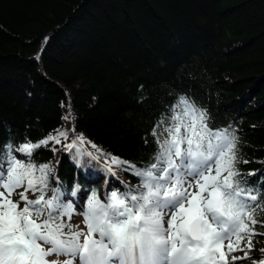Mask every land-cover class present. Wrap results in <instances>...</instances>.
<instances>
[{"label":"trees","instance_id":"16d2710c","mask_svg":"<svg viewBox=\"0 0 264 264\" xmlns=\"http://www.w3.org/2000/svg\"><path fill=\"white\" fill-rule=\"evenodd\" d=\"M181 96L235 134L239 179L264 197V0H0V148L69 132L56 151L33 152L37 167L53 169L46 198L58 187L66 202L79 189L86 209L93 193L106 203L99 188L113 173L141 187L111 157L152 163V129ZM80 135L77 155L64 145ZM254 218L245 217L256 233L248 258L258 264L264 209Z\"/></svg>","mask_w":264,"mask_h":264},{"label":"snow or ice","instance_id":"6c2138e0","mask_svg":"<svg viewBox=\"0 0 264 264\" xmlns=\"http://www.w3.org/2000/svg\"><path fill=\"white\" fill-rule=\"evenodd\" d=\"M170 113L152 129L158 151L146 168L111 157L112 165L124 166L140 177L141 187L123 193L111 190L106 203L93 193L84 213L86 234H73L70 224L64 232L62 218L71 219L74 202L62 200L58 187L46 198L53 169L47 163L37 167L32 160L34 150L50 143L56 151L55 145L66 141L69 132L57 130L37 143L16 146L9 140L4 144L0 148V264H58L48 261L49 256L71 257L64 264H229V256L234 264L247 259L256 233L245 217L251 225L257 223L254 214L264 209V203L257 202L264 197L239 179L235 134L228 128L210 127L206 111L184 96ZM72 115L69 111L63 119ZM77 141L82 144L85 138L77 136L64 147L71 151ZM92 147L96 153H87L92 159L103 155L96 145ZM82 154L77 147V155ZM89 175L82 173L85 181ZM30 193L34 198H29ZM244 239L248 243L242 247ZM237 251L243 256L232 255Z\"/></svg>","mask_w":264,"mask_h":264},{"label":"rangeland","instance_id":"374dc122","mask_svg":"<svg viewBox=\"0 0 264 264\" xmlns=\"http://www.w3.org/2000/svg\"><path fill=\"white\" fill-rule=\"evenodd\" d=\"M17 155H20L19 153H17ZM112 177V182H108V180H104L99 188V192H100V195L101 197H105V195L103 194V191L104 190H108V193L111 192V190H119L120 191H129L130 189H134V188H138L137 186H128L122 182H120V180L118 179L119 178V173H113V175H111ZM114 182V183H113ZM22 189H19L18 191H20ZM193 190H195V185L193 186ZM77 195V205H74L73 208H74V212H73V215L71 216V219L69 220V223L71 224L72 226V230H73V234L76 233V232H82L84 234L87 233L88 231V228H87V222L85 220V217H84V212L82 211V195L80 194L79 192V189H76L74 191ZM17 197L15 196V194H13L12 196V199H16ZM29 198H33L31 196V194H29ZM23 205H21L22 207ZM67 219H69L68 217H66ZM96 238V237H95ZM83 239H84V236L82 235L81 237H79V242H83ZM47 250V248H46ZM232 255H235V256H240L242 257L243 256V252H234L232 253ZM71 257H57V256H49L47 257L46 259L48 261H52V260H57L58 261V264H64L65 260L66 259H70ZM229 259V264H232L231 262V257L229 256L228 257ZM253 261L254 259L252 258H247V259H240V260H236L234 262V264H253Z\"/></svg>","mask_w":264,"mask_h":264},{"label":"water","instance_id":"95a60500","mask_svg":"<svg viewBox=\"0 0 264 264\" xmlns=\"http://www.w3.org/2000/svg\"><path fill=\"white\" fill-rule=\"evenodd\" d=\"M43 46V44H41L40 48ZM40 49H38L37 54L35 55L36 57L39 55Z\"/></svg>","mask_w":264,"mask_h":264}]
</instances>
